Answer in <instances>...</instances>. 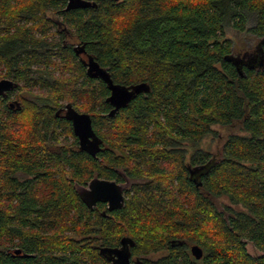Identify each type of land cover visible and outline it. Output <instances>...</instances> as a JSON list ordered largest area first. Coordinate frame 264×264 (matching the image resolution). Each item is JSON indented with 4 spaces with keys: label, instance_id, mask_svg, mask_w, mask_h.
<instances>
[{
    "label": "trees",
    "instance_id": "16d2710c",
    "mask_svg": "<svg viewBox=\"0 0 264 264\" xmlns=\"http://www.w3.org/2000/svg\"><path fill=\"white\" fill-rule=\"evenodd\" d=\"M92 1L0 0V79L17 83L0 95V264H116L123 239L142 264H264V67L240 63L264 56V0ZM85 56L136 87L113 116ZM65 104L90 115L95 156ZM94 177L128 183L124 205L89 208Z\"/></svg>",
    "mask_w": 264,
    "mask_h": 264
},
{
    "label": "water",
    "instance_id": "95a60500",
    "mask_svg": "<svg viewBox=\"0 0 264 264\" xmlns=\"http://www.w3.org/2000/svg\"><path fill=\"white\" fill-rule=\"evenodd\" d=\"M94 6H96V2L91 0H67L64 9L70 10ZM240 63L250 65L251 67L254 65L264 67V56L260 57L258 61L247 60L245 62L241 61ZM85 64L88 74L103 80L110 90L107 100L112 105V108L108 112V115L113 116L120 108L125 107L129 103L134 96V93L137 91L136 87L120 86L113 83L108 72L91 58H88L85 61ZM16 87L17 83L12 79H0V95H6L7 92L14 90ZM14 104L19 107L17 101L14 100L13 102H10V106H13ZM65 109V117L71 122L72 131L77 137L80 150L86 151L90 155L95 156L100 148V140L93 129L90 115L76 110L70 104H66ZM80 195L89 208L95 206L97 202H103L106 203L108 210L122 207L125 199L121 187L115 180L99 177L92 178ZM126 241L127 240L123 239L122 246L114 250V256L112 257L114 263L142 264L131 261ZM171 244H180V241L172 240ZM190 252L196 259H200L203 255L202 248L197 244L190 245ZM20 253V249H14L12 252V254ZM22 256H28V254L23 253Z\"/></svg>",
    "mask_w": 264,
    "mask_h": 264
},
{
    "label": "rangeland",
    "instance_id": "374dc122",
    "mask_svg": "<svg viewBox=\"0 0 264 264\" xmlns=\"http://www.w3.org/2000/svg\"><path fill=\"white\" fill-rule=\"evenodd\" d=\"M231 34H232V32H231ZM235 39L237 40V43H239L236 46V51L235 52H237V53L243 52L244 49H242V43H241V40H240L241 39L240 36L239 35H236ZM73 42H74V44H76V41H73ZM254 43H255V41H254ZM253 44L251 43V40L250 39H246L244 41V43H243V45H245L247 47V49H245V50L251 49V47L253 46ZM242 58H244V57H242ZM213 129H214L215 133L204 137L203 140H202V146H204L205 148L209 149V151L211 153H216V152L219 151L220 143L223 140L224 136L229 132V130H226L225 128H223V127H221L219 125H214L213 126ZM236 131L237 130H233L231 132H236ZM122 185H123V187L125 189V188H127L128 183H122ZM222 200L225 203H228V200L226 198H222ZM247 247H248L249 252H251V253H254L255 252L254 249L252 248V246L250 244H248ZM158 256H159V254H152V255H150V258L154 260Z\"/></svg>",
    "mask_w": 264,
    "mask_h": 264
},
{
    "label": "flooded vegetation",
    "instance_id": "af4514ba",
    "mask_svg": "<svg viewBox=\"0 0 264 264\" xmlns=\"http://www.w3.org/2000/svg\"><path fill=\"white\" fill-rule=\"evenodd\" d=\"M92 1V0H91ZM66 3H67V0H66ZM66 5V4H65ZM86 60H87V57L85 56L84 57ZM16 89V88H15ZM13 99V98H12ZM9 101H11V100H9ZM8 101V102H9ZM15 101H17V100H15ZM9 104H10V102H9ZM65 106H66V104L64 105V106H62V107H60L59 108V110H60V114L61 115H64L65 116V112H66V109H65ZM67 119V118H66ZM68 120V119H67ZM71 123V122H70ZM77 138V137H76ZM78 141V140H77ZM78 147H79V145H78ZM80 149V148H79ZM89 182V181H88ZM88 182H87V184L85 185V186H83V187H79L78 188V190H79V192H80V194L83 192V190H84V188L85 187H87V185H88ZM117 182V181H116ZM118 184H119V186L121 187V189H122V191H123V194H124V190L126 189H124V187H123V185H122V183H120V182H117ZM97 204V203H96ZM106 204V203H105ZM130 259H131V261H135L133 258H132V256H130Z\"/></svg>",
    "mask_w": 264,
    "mask_h": 264
}]
</instances>
